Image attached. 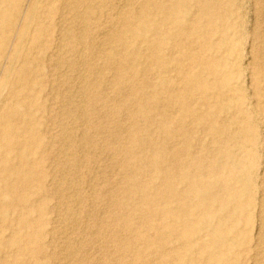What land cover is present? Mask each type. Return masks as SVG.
Returning a JSON list of instances; mask_svg holds the SVG:
<instances>
[{"label": "rangeland", "instance_id": "obj_1", "mask_svg": "<svg viewBox=\"0 0 264 264\" xmlns=\"http://www.w3.org/2000/svg\"><path fill=\"white\" fill-rule=\"evenodd\" d=\"M200 1L187 0V13L164 30L186 29L194 47L206 46L202 63L216 73L172 48L174 41L161 54L167 70L149 61L148 43L138 42V58L111 43L124 27L122 13L148 8V21L158 26L166 18L155 5L171 8L169 0H18L0 57V264H264V0H217L225 20L210 34ZM184 94L193 114L183 110ZM13 107L11 127L2 117ZM180 147L186 179L171 172ZM152 155L160 169L147 164ZM2 166L30 170L33 179L22 186ZM133 172L146 195L130 185ZM197 176L205 180L199 188L217 180L228 189L213 184L198 193L219 194L213 203L193 195L191 238L171 230L168 210L185 206L157 194L164 179L189 191ZM241 177L250 192L238 198ZM6 183L14 185V199L5 200ZM203 212L223 239L202 223ZM152 224L165 230V242Z\"/></svg>", "mask_w": 264, "mask_h": 264}, {"label": "bare ground", "instance_id": "obj_2", "mask_svg": "<svg viewBox=\"0 0 264 264\" xmlns=\"http://www.w3.org/2000/svg\"><path fill=\"white\" fill-rule=\"evenodd\" d=\"M169 1L171 2V8H166L165 6H163V4H156L155 5V6L159 7V9L162 11V13L165 15V18H166V20L163 21L162 23L158 24V26H154V25H152L151 21H148V18L152 14V10H150L148 8H144L142 10V12L139 13V14L130 13L128 15L129 12L122 13L123 20L125 19L124 27L120 31H115L116 33L111 35V38H110L111 43H113L114 45H117V46H122L124 49L128 50V53H130L129 55H131V56L135 55L137 58L141 56V52L139 53V51H137V47H136L138 45V42L142 41V42L148 43L149 46L152 49V54L149 57V61L152 64H154L155 66L159 65L160 68H162V69L164 68L165 70H167L166 69L167 66L165 65L166 63H164L162 61V59H161V54L163 53V50H164L165 46L170 44L168 41H171V42L174 41V44H172V48L173 47L178 48V50L182 54H184V56L186 58L190 59L193 62H198L199 65L202 64L207 69H209L211 72L216 73L215 72L216 70L214 69L213 65L209 64L208 62L207 63H202V61H203L202 60L203 59L202 51H205V49H207L206 46L204 44H202V45H200L198 47H194L193 46V41L191 40V36H190V34L188 33V31L186 29H181L177 33H173L171 31L164 30V27L167 25L168 21L170 22V24H177L182 19V17L180 18V16L183 15L184 13H187V11H188L187 4H186L187 0H169ZM216 1L217 0H202L199 3L200 12L207 16V20H206V23H207V31H206V33L207 34L215 32V29H214V26H213V24L215 22H217V21L224 22V20H225V17L222 14L219 13L220 5ZM17 2H18V0H0L1 4H6V5H8L10 7L9 11L8 10H6V11L5 10H3V11L0 10V57L2 56L3 50L6 48V46L8 44V38H9L8 34L10 33V30H11V27H12V24H13L14 13H15V11L18 8ZM150 2L157 3V0H150ZM88 6H90V5H88ZM100 6H101V4H100ZM86 11L87 12L89 11L88 8H86ZM33 12H34V10H33ZM88 14H90V13H88ZM85 17L87 18L86 15H85ZM26 34H27L26 32H22L21 35L25 36ZM81 38H80V40H81ZM84 39L85 38H83L80 42H78V44L82 45L84 43ZM218 39H219V47L220 48L227 47L226 46L227 43L224 40V38H220L219 37ZM14 58L16 59V57H14ZM82 59H84V58H82ZM159 62H160V64H158ZM33 65L34 64H33V62L31 60L28 59V60L25 61V69L26 70L31 71L32 68H33ZM9 72L10 73H14V70L12 68H10ZM122 73H123V69L119 67L118 70H117L116 76L119 77V76H121ZM183 78L185 80H188L189 79L188 73H184ZM231 79L232 78L230 77V75L228 73H226V75L223 78V83L225 85L227 84V86L230 87V80ZM84 84L86 85V83H84ZM197 85L201 89L205 88V86H206L205 83H203V81H201V80L198 81ZM26 90H27V88H26ZM85 91H84V93H85ZM180 98H181L180 100L183 103V110L185 112L189 113L191 108L188 105V103L186 102L187 95L186 94L181 95ZM190 113L193 114L192 112H190ZM17 115H18V111H17V109L15 107H13V108H10V111L8 112V114H6V115H4L2 117V120L4 122H6L7 124H9V126L13 127L16 122H11V121H8V120L10 118L14 119V117H16ZM187 129H189V128L187 127ZM210 133H211V135L214 138H216V139L218 138V131L216 130L215 127L210 128ZM181 134H182V132H181ZM133 141L136 142L137 144H140V145H143V143H145V141L143 139L142 140L141 139H133ZM235 153H237V152H235ZM184 155H185L184 150L181 147L174 150L173 156L175 157V159H177V161H176L177 164L172 166V169H171V172H176L177 176H179V178H182V179H186L189 176V174H188L189 173V168H188V166H186L185 161L181 164V161L183 160L182 157ZM147 164H150L151 166L160 169V160H159V158H156L154 155H152V156H150L148 158ZM182 166H186V167L184 168ZM207 166L210 167L209 164ZM183 169H187V170H183ZM202 169H204V168H200V170H202ZM1 171H2V174L4 176H6V177L14 176V177L18 178L19 179L18 182L22 186L25 185L28 181H31L33 179V178H31L32 175L29 172L30 170L17 169L16 167H6V168L3 167L1 169ZM209 173L212 175V177H215V176L218 177L217 176V172L215 170H213V169L210 170ZM78 174H79V172H78ZM78 174H76V175H78ZM129 177H130V183H131L130 185L135 187V189L137 191L138 190H140L142 192L144 191V194L146 195L145 189H146L147 186H144L146 183H143L142 181L139 180L138 174L137 173L135 174L133 172V173L130 174ZM198 177L199 176H197L196 178L194 177L196 179V181L193 183L192 187H190L189 191H187V190L178 191V190H176L174 188H171V185H170L171 182L169 181V179H164L163 185H164L165 191H163V193L159 192L157 194V199H158V197L162 196V199H164L166 201L171 199L169 201H173V202L179 203V205L183 204V206H185V208L182 207V209H169V210L167 209V210H168V213L170 214V222H172V225H171V227H172L171 230H173L172 232L177 233V234H181L182 236L191 237V238L196 232V230L194 228V225L192 223V220H191V208L194 207V206L189 204L193 200L192 198L196 195L199 198V203H203L204 201L213 203V202H217V201H219V199H221V196L219 194L215 193V194L208 195V197H205V196L204 197L203 196L199 197L198 193H200V192L203 193V192H206V191L210 190V188H212L213 184L217 185L222 190L228 189V186L226 184H224L225 182L221 181L222 182L221 183V182H219L217 180L213 184L212 183H208V184L205 185L204 188H199V187H201L200 186L201 183H205V180L204 179H200V181H199V179H197ZM226 178H228V177H226ZM239 181H241L243 183V189L238 194H233V195H236V197H238V198H242L244 196H247V194H249V192H250V183L247 180H245L243 177H241V179ZM198 185H199V187H197ZM197 188H199V189H197ZM4 191H5V200L14 199L16 197L15 191H14V185L6 183L4 185ZM68 191H70V190H68ZM140 195H142V194H140ZM147 201H148L149 205L155 203V199H153V198L148 199ZM0 203H3L2 200H1ZM6 211H7V206L4 205L3 209H2V212L6 213ZM68 214H70V213H68ZM201 219H202L201 220L202 223H204L206 226L211 228L214 237H216L217 239H223L224 238L225 235L217 227V225L213 222V218H212V215L210 213L203 212V214H201ZM152 225L153 226H151V228H152L153 231H155V235L157 236L158 242H160V243L165 242L167 234H166L165 230L162 228V226L156 225V224L155 225L152 224ZM160 246H161V244H160ZM37 253H38V255H40L39 254L40 251H38ZM164 255H165L164 257L166 258L167 261L171 260L170 259L171 255L169 253L165 252ZM140 258H141V256L139 255V259ZM189 263L193 264L192 262H189Z\"/></svg>", "mask_w": 264, "mask_h": 264}]
</instances>
